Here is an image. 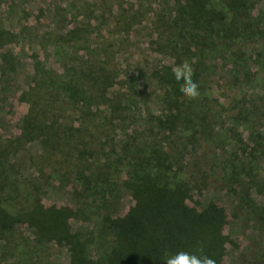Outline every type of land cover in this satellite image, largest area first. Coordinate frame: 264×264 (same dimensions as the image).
Listing matches in <instances>:
<instances>
[{"label":"trees","instance_id":"obj_1","mask_svg":"<svg viewBox=\"0 0 264 264\" xmlns=\"http://www.w3.org/2000/svg\"><path fill=\"white\" fill-rule=\"evenodd\" d=\"M105 1L41 35L56 66L36 63L17 135L0 139V264H51L52 246L66 264H165L179 251L222 264L226 212L210 197L191 205L204 193H225L263 242L264 0ZM135 29L147 32L145 55L122 40ZM20 33L0 24V43ZM125 56L137 65L121 74ZM181 63L195 98L172 77ZM10 65L3 48L1 73ZM54 188L71 207L43 204ZM123 195L132 202L121 212ZM254 245L250 264H264V243Z\"/></svg>","mask_w":264,"mask_h":264},{"label":"rangeland","instance_id":"obj_2","mask_svg":"<svg viewBox=\"0 0 264 264\" xmlns=\"http://www.w3.org/2000/svg\"><path fill=\"white\" fill-rule=\"evenodd\" d=\"M70 0H0V24L3 28L12 32H18L22 29V33L14 37H8L0 43V50L5 48L10 52L11 65L8 66V71L1 73L0 67V139L12 138L17 135V123L21 117L26 113V105L18 100L19 95L26 90L31 83V79L36 74V63L40 67H55V60L50 56L49 49H43L41 46L42 34L49 27L55 32H62L68 26H74V18L81 14L85 8V2L96 5L101 3L104 5L105 0H75V10L65 16L67 12V4ZM124 5L131 2V0H121ZM60 2V6L56 4ZM60 9L59 14L55 13L56 9ZM102 9V7H101ZM103 12V10H102ZM98 11L95 14L96 18L102 21L104 15ZM146 20L149 19L150 12L146 13ZM94 24H97L94 23ZM101 26L102 36L105 38L111 32L112 26L110 24ZM15 34V33H14ZM146 34L143 29H135L133 38L122 36V40L126 45L128 54H135L136 52L145 55L146 51ZM41 36V37H40ZM4 39V37H2ZM0 38V42H1ZM121 41V42H123ZM129 47V48H128ZM51 51V50H50ZM130 52V53H129ZM151 54V53H150ZM149 54V55H150ZM147 56V55H146ZM125 56L129 64L122 65L121 74H125L126 69L131 70L137 65L138 56ZM161 59V57L159 58ZM149 63L154 61L151 58H143ZM126 61V62H127ZM144 64V63H143ZM146 65V64H144ZM122 78V77H121ZM35 143L29 144L27 149L31 153H35ZM26 150V149H25ZM222 194V195H221ZM221 194H202L195 196L191 202L193 206L199 207L208 197L214 198L218 205H222L226 212V225L224 227V234H226L231 244L226 246V252L223 257L222 264H250L252 255L255 253L254 243H264L258 240V236L251 229L250 225L244 221L242 213L239 209L232 205L228 196L225 193ZM43 204L45 206H72V199L69 191L51 189L43 197ZM129 196L123 195L119 205V211L123 212L131 205ZM233 213L236 217L232 216ZM236 212V213H235ZM72 231L83 228V225L76 221H70ZM20 233L26 235L29 233L27 229L20 228ZM46 258L51 264H66L67 254L62 248L55 246L50 247L46 252Z\"/></svg>","mask_w":264,"mask_h":264},{"label":"clouds","instance_id":"obj_3","mask_svg":"<svg viewBox=\"0 0 264 264\" xmlns=\"http://www.w3.org/2000/svg\"><path fill=\"white\" fill-rule=\"evenodd\" d=\"M193 71L188 63H181L174 66L172 70L173 79L180 85L179 92L186 98H195L198 96V85L192 79ZM165 264H215V262L203 255L190 254L179 251L168 256Z\"/></svg>","mask_w":264,"mask_h":264}]
</instances>
